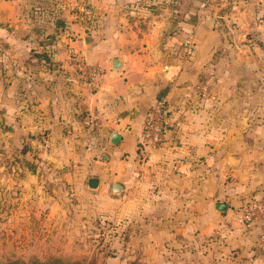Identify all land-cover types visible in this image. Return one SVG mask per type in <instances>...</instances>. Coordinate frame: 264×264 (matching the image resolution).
Returning a JSON list of instances; mask_svg holds the SVG:
<instances>
[{"label": "crops", "instance_id": "0c3cea01", "mask_svg": "<svg viewBox=\"0 0 264 264\" xmlns=\"http://www.w3.org/2000/svg\"><path fill=\"white\" fill-rule=\"evenodd\" d=\"M73 56L102 69L95 89ZM0 69L9 134L49 129L56 149L78 140L65 126L86 136V213L128 231L141 260L264 264V216L239 211L264 198V0H0Z\"/></svg>", "mask_w": 264, "mask_h": 264}, {"label": "rangeland", "instance_id": "374dc122", "mask_svg": "<svg viewBox=\"0 0 264 264\" xmlns=\"http://www.w3.org/2000/svg\"><path fill=\"white\" fill-rule=\"evenodd\" d=\"M74 66L75 74L93 90L91 79ZM3 74L0 69V93L5 89ZM59 89L60 94L67 93L65 87ZM1 111L0 104V264L55 257L80 264H120L117 257L122 250L121 264H147V256L141 260L132 252L126 240L128 231L117 230L119 225L110 216L86 213L98 202L85 194L82 185L88 174L83 166L87 161L86 136L65 126L61 129L64 138L78 140L66 139L56 149L49 143V129H31L23 134L13 129L9 134ZM30 119L34 122V115ZM119 235L126 238L121 240Z\"/></svg>", "mask_w": 264, "mask_h": 264}, {"label": "built area", "instance_id": "2783aa9c", "mask_svg": "<svg viewBox=\"0 0 264 264\" xmlns=\"http://www.w3.org/2000/svg\"><path fill=\"white\" fill-rule=\"evenodd\" d=\"M75 65H77L86 77L90 78V86L94 89L100 82L102 69L97 65L87 63L84 59L73 56ZM167 115V101L165 97L158 98L149 108L144 122L143 139L145 141L157 144L162 141L164 134V121ZM240 220L244 223H254L264 216V198L249 202L239 209ZM264 238V234L262 235Z\"/></svg>", "mask_w": 264, "mask_h": 264}, {"label": "trees", "instance_id": "16d2710c", "mask_svg": "<svg viewBox=\"0 0 264 264\" xmlns=\"http://www.w3.org/2000/svg\"><path fill=\"white\" fill-rule=\"evenodd\" d=\"M70 258V257H68ZM78 261H82L83 259L80 258H75ZM1 264H80V262H76V261H69L68 259H62L59 257H55V258H51L49 260H40V259H34L31 262L28 261H24V260H20V259H13V260H9L5 263H1Z\"/></svg>", "mask_w": 264, "mask_h": 264}, {"label": "water", "instance_id": "95a60500", "mask_svg": "<svg viewBox=\"0 0 264 264\" xmlns=\"http://www.w3.org/2000/svg\"><path fill=\"white\" fill-rule=\"evenodd\" d=\"M119 65H120V60L118 59V58H115L113 61H112V67L114 68V69H118L119 68ZM119 134H118V132H112V134H111V142L112 143H115L114 142V140L112 139V138H114V137H116V136H118ZM121 189H122V185L119 183V182H115L114 184H113V192L114 193H119L120 191H121ZM228 208V204L227 203H225V202H219L218 203V205H217V209L219 210V211H224V210H226Z\"/></svg>", "mask_w": 264, "mask_h": 264}]
</instances>
